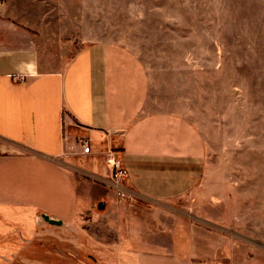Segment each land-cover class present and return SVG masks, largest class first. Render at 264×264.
<instances>
[{
  "label": "rangeland",
  "instance_id": "1",
  "mask_svg": "<svg viewBox=\"0 0 264 264\" xmlns=\"http://www.w3.org/2000/svg\"><path fill=\"white\" fill-rule=\"evenodd\" d=\"M0 8L35 20L47 10L51 38L32 33L48 70L62 69L86 43L127 46L145 66L151 99L191 121L206 150L193 191L157 203L126 181L116 187L115 144L83 154L75 138L79 152L65 157L75 217L53 226L42 212L1 204L0 264H136L139 241L160 240L173 221L169 206L181 203H197L201 213L188 210L184 222L218 228L238 257L264 261V0H0ZM58 16L71 34L59 36Z\"/></svg>",
  "mask_w": 264,
  "mask_h": 264
},
{
  "label": "crops",
  "instance_id": "2",
  "mask_svg": "<svg viewBox=\"0 0 264 264\" xmlns=\"http://www.w3.org/2000/svg\"><path fill=\"white\" fill-rule=\"evenodd\" d=\"M47 17V10L35 20L0 8V205H25L61 224L72 221L78 197L65 157H74L76 139L84 138L94 149L115 144L134 194L157 203L185 199L206 167L195 125L151 99L145 66L115 41L83 44L62 69L44 68L32 30L51 38ZM52 20L59 36L71 34L59 16ZM169 207L171 226L158 241L154 234L139 241L136 264H264L238 257L218 228L184 222L190 209L200 218L197 203Z\"/></svg>",
  "mask_w": 264,
  "mask_h": 264
},
{
  "label": "built area",
  "instance_id": "3",
  "mask_svg": "<svg viewBox=\"0 0 264 264\" xmlns=\"http://www.w3.org/2000/svg\"><path fill=\"white\" fill-rule=\"evenodd\" d=\"M78 145L81 148V153L88 154L91 152L89 140L84 138L78 141ZM111 158L109 159L110 167L114 170V183L118 189L123 187L122 182L127 178V172L122 166L121 159L116 157L115 152H111Z\"/></svg>",
  "mask_w": 264,
  "mask_h": 264
},
{
  "label": "water",
  "instance_id": "4",
  "mask_svg": "<svg viewBox=\"0 0 264 264\" xmlns=\"http://www.w3.org/2000/svg\"><path fill=\"white\" fill-rule=\"evenodd\" d=\"M101 208H103V204L102 203H99L97 205V209L101 210ZM42 220L47 222L48 224L50 225H53V226H58L61 224V220L58 219V220H55L53 218H50L47 214L43 213L42 214Z\"/></svg>",
  "mask_w": 264,
  "mask_h": 264
}]
</instances>
